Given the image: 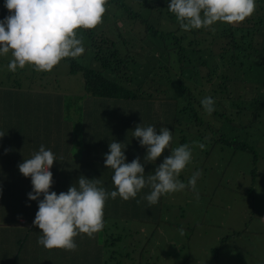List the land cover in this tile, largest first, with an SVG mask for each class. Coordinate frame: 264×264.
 <instances>
[{
	"label": "trees",
	"instance_id": "16d2710c",
	"mask_svg": "<svg viewBox=\"0 0 264 264\" xmlns=\"http://www.w3.org/2000/svg\"><path fill=\"white\" fill-rule=\"evenodd\" d=\"M169 3L170 0H107V13L110 8H116L122 14L125 13L131 22L146 25L145 34L142 35L145 41L137 35L133 25L129 30L125 24H116V19L111 16L110 25L105 28L82 29L80 35L86 41L82 58L86 57L87 61L80 62L78 58L71 57L63 59L69 64L68 72H79L83 77L84 94L88 96L86 104L68 105L67 108L73 107L74 117L67 112L63 114L69 120L73 119L72 126L78 129V132L74 134V140H80L79 137H83L82 129L78 127L77 122H82L84 118L94 114L95 106L102 102L111 104L122 101L121 99L125 102L134 100V102H144L147 109H143L146 114L144 111L143 114L139 111V118L142 119L138 121V125L142 123L145 126L154 125L159 134L160 128L165 127V123L166 127L172 131L173 137L161 157L152 163L144 161L146 147H144L145 154H142L138 148L133 150V146H129L128 150L129 141L125 142L124 151L129 152L130 155L133 151H141L138 156L145 168V175H148L151 169L155 170L163 162L164 157L170 155L175 140L179 145L186 144L189 141L186 134L189 132L198 139L207 137L213 145L223 143L249 152L253 155L252 161H254L255 151L248 141L239 140L237 137L231 139L227 135L231 128L215 129L210 120L215 118V114L218 118L226 119L231 107L235 109L236 114L241 115V119L244 117L242 127L264 118V115L259 114L260 111H264V91L261 92L264 90V0H256L255 11L243 22L238 24L217 22L212 26L215 31L212 28L181 30L175 15L168 10ZM144 7L148 16L141 11ZM105 16L106 13L103 20L107 18ZM3 19L0 18V20ZM151 21H155V25ZM113 31H116L114 36ZM138 42L143 46L141 47ZM136 49L138 52L135 51ZM16 82L15 87L17 88L6 90L5 111L10 109L15 124L24 123L25 132L22 136L30 134L32 138V135L34 133L36 135L39 130L38 127L43 126L44 129L48 126L52 127L59 117L63 102L61 100L59 102L56 100L53 102L38 101L34 94L54 95L44 84H38L40 90L36 93L33 91V84L29 81L27 88L23 91L20 90L22 87L19 81ZM170 91H173V95H168ZM249 93L252 94L250 98H248ZM209 96L214 100L217 99L221 106L215 107L211 114L203 117L205 111L201 100ZM152 102H155L157 106L151 104ZM154 105L156 107L150 108ZM246 109L249 111H242ZM149 110L154 113L152 117L149 116L151 114ZM244 112L246 114H243ZM0 118V120L6 119L4 112L0 113ZM124 123L126 124L127 121ZM135 128L136 126L133 130ZM179 129L181 131L178 134ZM184 131L186 134L183 133ZM87 135L90 134L87 133ZM229 135L231 136L230 133ZM93 136L87 137L91 140ZM35 140L38 144L37 139ZM63 159L62 156L61 161ZM78 160L81 161L80 158ZM91 160H86V162H90L89 165L94 164L92 168L100 165L95 164L99 163V159ZM104 161L105 159H100L101 163ZM99 168L103 172L98 174V178L101 179L104 187H107L112 181L114 172L111 175L104 165ZM149 192L150 188L146 186L136 198L125 201L118 196L117 204L121 202L118 213L124 214L125 217H128L130 213L133 219L150 222L156 227L157 222L161 220L162 210H164V197L168 194L161 196L157 204L149 206L147 201L142 199ZM137 200H141V203L137 204ZM111 201L112 199L109 198V203ZM121 239L120 235H114L111 239L112 248L119 246ZM22 243L21 238L18 240V248H15L19 249L20 244L23 247ZM106 246L107 239H103L101 244L99 239L93 241L90 248L92 250L94 248L97 253L92 254L94 260L92 259L90 264L106 263L100 262ZM4 249L13 251L5 257L9 258L8 264L10 262L14 264L18 252L15 253L10 247ZM112 250L111 264L117 257L114 253L115 247ZM43 253L47 254L46 250ZM44 258L47 257L44 256ZM45 264H53V262L46 259Z\"/></svg>",
	"mask_w": 264,
	"mask_h": 264
},
{
	"label": "rangeland",
	"instance_id": "374dc122",
	"mask_svg": "<svg viewBox=\"0 0 264 264\" xmlns=\"http://www.w3.org/2000/svg\"><path fill=\"white\" fill-rule=\"evenodd\" d=\"M5 2L6 0H0V18L10 14L4 6ZM141 11L148 16L145 7L141 8ZM110 16L116 19V24H125L129 30L133 25L137 35L145 41L142 35L145 34L146 25L131 22L125 13L122 14L116 8H110V11L106 12L107 18L96 28L109 26ZM151 22L155 25V21ZM123 29L125 30L124 26ZM77 31L78 35L82 36L80 35L82 29ZM115 32H112L113 36ZM85 43L83 39L84 47ZM139 45L143 46L140 43ZM11 59V53L0 56V113L4 110L6 123L9 120L15 121L10 109H7L8 112L5 111L4 103H7L6 90L17 88L16 81H19L22 91L27 88L29 81L33 84V91L36 93L40 90L39 83L44 84L49 88V92L54 93V95L33 93L40 102L61 100L65 108L74 103H87L88 96L84 94L83 77L79 72H68L69 64L63 59L51 71L36 72L31 66H26L24 69L18 68L14 73L7 67ZM78 60L85 62L87 58H82L81 55ZM172 93L173 91H170L168 95H173ZM248 96L250 98L252 94L249 93ZM214 102L216 108L221 106L217 99ZM127 103L134 108L145 109L144 102L131 100ZM151 104L156 105L155 102ZM230 109L226 119L218 118L215 114V118H212L210 123L215 129L231 128L227 134L231 139L237 137L239 140L248 141L255 151L254 161H252L253 155L249 152L223 143L213 145L209 139H198L192 136L191 132L186 134L184 131L189 140L186 144L200 141L205 144V148L203 150L194 148L192 160L179 178L187 183L197 170H202V176L197 181L195 192L186 188L164 197V210L156 227L150 222L133 219L130 213L128 217L119 214L118 208L121 202L117 204L118 200L112 199L104 207L103 229L91 237L86 234L85 242L81 240L82 234H79L77 249L70 251L71 255L54 254L58 257L49 253L40 255L51 259L53 264H73L72 262L90 264V261L94 260L92 254L97 253L94 248L93 250L90 248V242L99 239L101 244L103 239H107V246L100 261L106 262L105 264H111L110 257L114 247L117 257L113 264H264V118L247 125V128L242 127L244 117L241 119V115L236 114L234 108ZM247 110L249 111V109L242 111ZM259 114L263 116L264 111H260ZM206 115L209 114L203 113V117ZM0 125L6 129L4 122ZM37 129L41 130L40 127ZM180 131L181 129L177 133L179 134ZM1 132L5 135L2 129ZM2 138L0 137V141H3ZM132 146L138 148L137 145ZM178 146L180 145L175 140L173 148ZM196 193L199 194L198 197ZM181 228L184 229V235L180 234ZM114 235H120L122 239L121 242L119 241V246L112 248L111 239ZM35 261L37 263L38 259Z\"/></svg>",
	"mask_w": 264,
	"mask_h": 264
},
{
	"label": "clouds",
	"instance_id": "9594fccd",
	"mask_svg": "<svg viewBox=\"0 0 264 264\" xmlns=\"http://www.w3.org/2000/svg\"><path fill=\"white\" fill-rule=\"evenodd\" d=\"M106 5L107 0H6L4 6L10 14L0 20V56L11 53L7 67L13 73L26 66L36 72L51 71L62 59L78 58L85 52L83 36H79L77 30H90L101 24ZM255 8L256 0H170L168 5L183 31L212 28L217 22L238 24L251 16ZM201 104L207 114L215 110L210 96L203 98ZM131 132L132 137L146 147L144 161L148 163L161 157L173 138L168 127H161L158 134L154 125L143 123ZM196 147L203 150L205 144L193 141L172 148L154 173L145 175L140 157L126 162V145L114 140L105 153L104 163L114 172L112 182L116 190L107 191L99 178L81 176L67 192L57 194L49 191L53 184L50 169L57 158L41 144L31 158L18 164L20 173L31 177L33 187L28 193L29 200L38 201L33 220V226L42 230L38 244L47 249L75 251L77 235L83 233L91 237L103 229L104 207L109 198L114 200L119 196L127 201L136 198L147 186L150 192L142 199L151 206L169 193L186 188L195 192L202 170L195 171L187 183L179 177L192 160ZM136 202L140 204L141 200ZM17 219L22 221L23 217L18 215ZM179 231L184 235L183 228Z\"/></svg>",
	"mask_w": 264,
	"mask_h": 264
},
{
	"label": "crops",
	"instance_id": "0c3cea01",
	"mask_svg": "<svg viewBox=\"0 0 264 264\" xmlns=\"http://www.w3.org/2000/svg\"><path fill=\"white\" fill-rule=\"evenodd\" d=\"M121 100L111 104L108 102L100 103L93 108L94 114L84 118L82 122H78V127L82 129L83 134V137H79L80 140H74V134L78 132V129H75V126L73 128V119L69 120L63 115L67 112L74 117L72 114L73 107L60 108L59 117L52 124V127L49 128L48 126L46 129L43 126V128L40 127L42 129L38 130L36 135L34 133L32 138L29 135L22 136L25 132L23 129L24 123L15 124L11 120L6 123L5 120H0V124L4 122L7 129L6 131L0 125V132L2 129L5 133L2 136L3 141H0V264H8L7 260L9 258L5 256L13 252L8 249L9 247L13 248L15 253L18 252L14 264H45L46 259L40 255L45 254L43 253L44 250L53 256H56L54 254L71 255L68 250L61 248L47 249L38 244L37 241L42 235V230L33 226V220L38 211V201L29 200L28 193L32 191L33 187L31 177H25L20 173L18 164L31 158L32 154L39 150L41 144L50 149L57 160L54 161L50 169L53 173V184L49 191L59 194L67 192L69 187L75 184L81 176L88 179L98 178V174L103 172L99 167L105 166V163H101L100 159H105V153L109 152V144L114 140L124 143V145L126 141H129L128 150L129 146L137 145L138 149L142 151H133L131 155L129 152L124 151L128 163L132 162L130 160L137 157L138 153L145 154V148L140 145L135 137H132L131 132L138 125V120L142 119H137L135 116H139V111L143 109L129 106L127 102ZM156 106H150V108ZM130 110L132 111L129 113ZM145 110H147L146 107ZM151 111L153 110L151 109ZM151 111L149 110V112ZM134 114L136 115L134 116ZM164 125L166 127L165 123ZM68 132H70V135L67 136ZM87 133L90 135H87ZM91 135L94 136L90 140L88 137ZM35 139H37L38 144ZM133 150H136V148H133ZM62 156L64 159L61 161ZM79 158L81 161L78 160ZM91 159H99V163L96 162L95 164L100 165L92 168L94 164L89 165L90 162H86V160L90 161ZM108 171L112 175L113 170L108 169ZM154 171L151 169L149 174L154 173ZM78 174L79 176H77ZM101 186L104 187L103 183ZM104 188L109 192L116 190L112 181ZM40 199H43V196ZM107 203H109V199L105 205ZM18 215L23 217L22 221L17 219ZM81 234V240H86L87 235ZM21 238L23 247L20 244L22 248L16 249L18 248V240H21ZM77 239L78 235L75 237V243H77ZM90 244L93 245V240ZM36 259H38L37 263ZM72 263L74 264V262Z\"/></svg>",
	"mask_w": 264,
	"mask_h": 264
}]
</instances>
